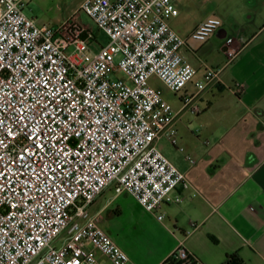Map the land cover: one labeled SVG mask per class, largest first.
<instances>
[{
    "label": "built area",
    "instance_id": "2783aa9c",
    "mask_svg": "<svg viewBox=\"0 0 264 264\" xmlns=\"http://www.w3.org/2000/svg\"><path fill=\"white\" fill-rule=\"evenodd\" d=\"M25 5L0 0V264H134L90 207L112 187L166 217L186 175L159 141L185 150L174 121L184 109L203 110L198 97L223 67L200 72L184 56L187 38L170 23L180 12L173 0H84L79 11L109 37L98 48L77 14L52 26ZM221 24L209 17L190 38L205 41ZM240 51L227 49L228 62ZM153 76L180 93L179 109ZM170 259L197 257L181 244Z\"/></svg>",
    "mask_w": 264,
    "mask_h": 264
},
{
    "label": "crops",
    "instance_id": "0c3cea01",
    "mask_svg": "<svg viewBox=\"0 0 264 264\" xmlns=\"http://www.w3.org/2000/svg\"><path fill=\"white\" fill-rule=\"evenodd\" d=\"M208 1L173 0L180 12L170 23L187 38L184 56L200 72L206 64L223 70L220 82L200 93L203 110L184 109L174 121L185 150L172 145L167 156L185 172L186 184L174 191L181 200L168 204L167 221L161 222L166 235L157 234V251L142 264H172L181 244L197 257L194 264H230L231 254L241 264H264V0H220L212 15L205 10ZM212 16L222 19L221 26L205 41L190 38ZM231 48L241 51L228 62ZM236 81L244 84L239 93L230 88ZM106 191L91 205L93 213H123L121 197H133L127 192H114L95 207Z\"/></svg>",
    "mask_w": 264,
    "mask_h": 264
},
{
    "label": "rangeland",
    "instance_id": "374dc122",
    "mask_svg": "<svg viewBox=\"0 0 264 264\" xmlns=\"http://www.w3.org/2000/svg\"><path fill=\"white\" fill-rule=\"evenodd\" d=\"M83 2L84 0H26L24 10L29 16L36 17L39 23H47L52 26H56L77 14L78 20L88 26L95 34L96 39L92 41V46L98 48L101 44H106L109 41V37L96 25L89 15L79 11ZM219 2L220 0H209L205 6L206 12L211 15L214 14ZM71 51L72 48H69L68 52ZM150 82L161 88L163 96L178 109L180 93L170 90L155 76L150 79ZM160 145L163 152L166 155H170L173 146L166 137L160 140ZM106 190V194L97 201L96 208L114 194L110 188ZM121 201L125 206L123 213L115 214L110 210L103 212L101 225L129 255L137 260V264H142V262L144 263L156 253L157 244L155 238L157 234L162 237L166 235L162 229L161 222H166L167 219L165 217L162 221L157 220L156 216L150 214L131 196L125 197L124 195L121 197ZM115 209L117 208L115 207ZM90 210L92 213L95 211L91 207Z\"/></svg>",
    "mask_w": 264,
    "mask_h": 264
},
{
    "label": "trees",
    "instance_id": "16d2710c",
    "mask_svg": "<svg viewBox=\"0 0 264 264\" xmlns=\"http://www.w3.org/2000/svg\"><path fill=\"white\" fill-rule=\"evenodd\" d=\"M241 262H242L241 258H239L236 254L229 255V260L227 261V263H230V264H241Z\"/></svg>",
    "mask_w": 264,
    "mask_h": 264
}]
</instances>
